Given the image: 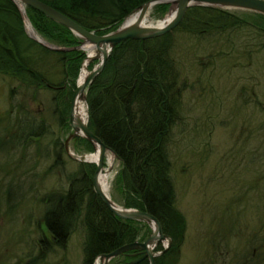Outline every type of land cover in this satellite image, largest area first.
Segmentation results:
<instances>
[{"label":"rangeland","instance_id":"obj_1","mask_svg":"<svg viewBox=\"0 0 264 264\" xmlns=\"http://www.w3.org/2000/svg\"><path fill=\"white\" fill-rule=\"evenodd\" d=\"M157 7L149 10L147 25H158L169 13L156 14ZM220 38L178 33L175 40L183 96L169 145L171 178L188 224L178 264H264V47L257 62L223 65L212 55L229 48ZM49 72L55 83L63 81ZM21 85L0 74V115L10 112L13 120L7 133L0 123V264H82L85 230L74 231L63 247H40V225L48 195L67 188V175L79 168L75 158L86 151L70 141L75 154L63 153L59 163L57 151L70 131L54 110V90ZM114 160L108 191L123 205L121 163Z\"/></svg>","mask_w":264,"mask_h":264},{"label":"trees","instance_id":"obj_2","mask_svg":"<svg viewBox=\"0 0 264 264\" xmlns=\"http://www.w3.org/2000/svg\"><path fill=\"white\" fill-rule=\"evenodd\" d=\"M42 1L100 35L117 29L149 0ZM17 6L14 0H0V74L19 82L21 87L38 85L40 89L54 90L57 107L54 110L60 114L62 128L68 130L70 104L65 98L76 87L85 54L80 50H53L30 38ZM169 6V3L159 4L156 14L165 13ZM26 12L35 30L58 47H75L81 42L69 28L42 12L32 7H27ZM176 32L186 37L199 33H208L209 38L220 36L229 48H220L212 55L221 58L223 65L232 59L257 62L264 47V15L255 12L241 15L213 6L190 7L174 30L153 39H127L118 43L102 72L88 87V125L120 159L117 183L123 205L152 213L161 222L162 231L172 237L171 246L156 258V264L179 262L188 229L185 214L177 209L169 146L181 118L183 96L182 88L176 83L180 73L176 68L179 55L174 52L178 51ZM50 60L55 61L53 65ZM48 67L54 70L51 72ZM57 69L61 70L57 72ZM48 71L50 76L61 77L64 83L69 81L68 88L55 89L54 86L63 83L46 77ZM15 90L12 88L10 93ZM0 119V123L6 124L7 133L9 125H13L10 112L0 115ZM22 122L26 125L25 120ZM34 131L32 134L37 135ZM9 135L13 137L10 132ZM63 145L57 151L61 165ZM76 145L84 151H94L92 143L84 138L78 139ZM78 163L79 168L67 175V188L48 195L40 225L44 229L40 247L49 244L63 247L71 234L82 228L86 231L82 264H95L101 254L147 239L152 233L148 224L119 218L96 194L93 181L97 165ZM144 254L141 249L130 250L111 264H151Z\"/></svg>","mask_w":264,"mask_h":264},{"label":"water","instance_id":"obj_3","mask_svg":"<svg viewBox=\"0 0 264 264\" xmlns=\"http://www.w3.org/2000/svg\"><path fill=\"white\" fill-rule=\"evenodd\" d=\"M15 2H20L26 6L33 7L38 11L45 14L48 18L66 26L71 31H73L77 36L83 38L80 46L76 49L83 48V45H91L95 49V54L90 57V61L98 60L99 64L90 70L88 76L83 83H80V79L77 83V88L74 90L70 104V124L72 127V132L68 136L66 141V150L69 152V142L70 140L77 139L79 137L85 138L92 143L96 152L99 153V159H97V169L94 174V191L102 199L108 209L114 214L119 216V218L141 221L148 224L152 230L151 235L145 241H135L131 243L124 244L119 248L113 250L111 253L101 254L100 260L102 264H110L111 260L118 257L122 253H125L133 249H142L145 252V257H148L151 264H155V257L160 255L161 251H156V248L163 242L167 241L169 246L171 244L172 238L162 231V225L159 219L152 213L147 211H141L135 208H128L123 205L116 203L111 197L108 196L102 187L100 180V175L102 170L105 169V158L107 152H112L117 158L118 155L110 149L95 133L89 128L88 117V95L87 87L93 82L96 76L104 69L107 60L109 58L111 50L120 42L126 39H136L144 40L147 38L161 36L172 29H174L184 18L188 8L193 6H213L217 8L225 9H237L250 12H256L264 15V0H151L142 4L139 9V18L136 22L131 24H124L120 26L117 30L109 32L107 34L98 35L94 31H89L82 25H79L75 20L68 17L66 14L62 13L58 9L50 6L42 0H14ZM170 2V8L176 7V14L167 25L164 26H148L142 25L143 20L150 9L152 4ZM83 66V64H82ZM78 99L83 100L87 105V120L82 121L80 116L76 115L77 101ZM83 156L79 157V160Z\"/></svg>","mask_w":264,"mask_h":264},{"label":"bare ground","instance_id":"obj_4","mask_svg":"<svg viewBox=\"0 0 264 264\" xmlns=\"http://www.w3.org/2000/svg\"><path fill=\"white\" fill-rule=\"evenodd\" d=\"M156 4V3H155ZM155 4H152L150 9L152 7H154ZM19 7L23 8L24 9V5L23 4H20L19 3ZM176 7L174 6L172 8V10L170 9L169 13L167 14V16L165 17L164 20H160L158 21V25H149V26H164V25H167L169 22H171V20H173L175 14H176ZM63 13V12H62ZM149 11L147 12L144 20L142 21L143 24L142 25H147L146 22V18H147V15H148ZM65 14V13H64ZM67 15V14H66ZM68 17H70L69 15H67ZM71 18V17H70ZM139 18V13L138 12H135L133 13L132 15H130L127 20H126V24H131L133 22H136ZM74 20V19H73ZM77 22V21H76ZM78 23V22H77ZM28 28V31L29 33L34 37V38H38V40L44 42V43H47L46 39L41 36L37 31L34 30V28L31 26V24L29 23V21L27 22V27ZM86 46V50L88 52V57L86 59H84L82 61L81 64H83L82 67V70H81V73H80V83H83L86 79V77L88 76V74L90 73L89 71V64H90V57H92V55L95 54V49L94 47H92L91 45H85ZM62 47L64 50L66 51H71V50H77L75 49L74 47H63V46H60ZM88 88V87H87ZM89 89V88H88ZM88 89H87V92H88ZM89 107V106H88ZM87 105L85 104V102L83 100H80L78 99L77 101V110H76V115L77 116H80L82 121L84 120V122H86V118H87ZM86 153V161L88 163H93V162H96L97 159H99V153L98 152H94V153H88V152H85ZM115 156L112 152H108L107 153V158L106 160H108L109 162V167L106 169V170H103L102 174L100 175V182L102 184V187L104 189V192H106L108 194L109 197H111V194L108 190H110V183L112 180V174H110L111 172V168L115 162ZM165 244H167V241H165Z\"/></svg>","mask_w":264,"mask_h":264},{"label":"flooded vegetation","instance_id":"obj_5","mask_svg":"<svg viewBox=\"0 0 264 264\" xmlns=\"http://www.w3.org/2000/svg\"><path fill=\"white\" fill-rule=\"evenodd\" d=\"M66 86H67V84H66V82L63 84V85H59V86H54V88L55 89H58V90H60V91H63V90H65V88H66ZM67 98L68 99H70L71 97L69 96V95H67ZM53 99H54V97H53ZM70 102H71V99H70Z\"/></svg>","mask_w":264,"mask_h":264}]
</instances>
